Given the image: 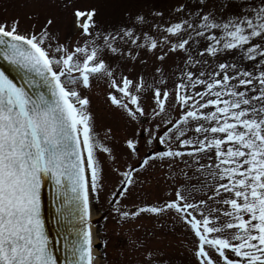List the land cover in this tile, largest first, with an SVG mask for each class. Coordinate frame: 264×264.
Listing matches in <instances>:
<instances>
[{
  "label": "snow or ice",
  "instance_id": "6c2138e0",
  "mask_svg": "<svg viewBox=\"0 0 264 264\" xmlns=\"http://www.w3.org/2000/svg\"><path fill=\"white\" fill-rule=\"evenodd\" d=\"M174 12L178 21L155 24L154 36L135 26L105 29L95 8H75L79 36L64 42L52 31L55 17L24 31L19 19L0 21V264H60L43 213L46 187L56 205L55 242L63 238L64 264H95L92 209L104 187L99 156L116 160L114 147L96 133L84 94L99 79L111 106L139 129L126 139L127 149L138 154L141 143L154 142L166 148H153L138 168L113 169L121 178L112 201L119 222L172 214L194 236L195 264H264V0H195L194 9L184 0ZM135 22L147 20L137 15ZM143 49L159 51V80L133 68L121 71L108 58L146 64ZM170 54L185 57L171 89L163 68ZM149 92L153 119L165 120L163 135L160 124L154 132L140 123ZM170 110L177 119L166 118ZM177 158L186 169L195 166L197 183L182 169L172 177L174 198L121 206L136 174ZM156 256L163 253L148 250L144 264H171Z\"/></svg>",
  "mask_w": 264,
  "mask_h": 264
},
{
  "label": "rangeland",
  "instance_id": "374dc122",
  "mask_svg": "<svg viewBox=\"0 0 264 264\" xmlns=\"http://www.w3.org/2000/svg\"><path fill=\"white\" fill-rule=\"evenodd\" d=\"M69 0H0V21L19 19L21 30H30L35 24L37 29L44 23L45 17H55L56 24L52 31L58 32L61 42L66 39L75 40L79 36V31L75 28L74 17L72 15L75 8L90 10L95 8L97 16L95 19L105 29H112L119 26H135L137 32H148L150 35H158L154 25L159 23L162 27L167 26L169 21L177 22L179 17L175 14L174 8L184 0H70V6L64 7ZM189 8H195V0H189ZM163 12V18L155 17L153 12ZM144 15L146 24H136L135 17ZM38 17V18H37ZM156 55L141 50V58L147 61L141 64L139 60L135 63L123 62L118 56H109L113 67L120 65L121 71L133 68L135 73H143L146 78L155 76V68L160 65ZM183 54H170L164 61L165 79L169 81V89L174 87L173 80L178 82L180 75L179 68L183 67ZM223 59V57L221 58ZM231 59V57H228ZM199 90V89H198ZM109 89L103 79L94 80L90 91H85V95L91 100V111L96 118V133L99 139L110 147H114L116 160L107 158L106 153H101L100 163L102 168L101 178L104 187L101 190L100 202L92 209L93 229L97 241L94 248L98 264H144L145 253L152 250L159 251L163 256H156L157 260L167 259L171 264H195V258L190 251L191 242L194 236L190 230L178 220L172 219V214L157 218L153 214H142L135 220L119 222V215L115 211L116 204L113 203L114 190L120 187L121 179L114 171L119 168L125 171L128 166L139 167L143 157L154 154L155 151L166 150L165 145L154 142L153 145L141 143L138 146V154H133L125 145L127 138H130L134 131H138L135 124H129L125 116L107 101ZM142 103L145 107L146 115L141 118L140 123L144 128H152L155 132L156 124H160L163 135L165 120L161 118L153 119L151 109L154 102L151 92L147 93ZM166 118L177 119L178 113L170 110L165 114ZM170 127V125H169ZM111 128V139L105 140V133ZM172 146L176 147L173 139ZM184 159H188L185 157ZM172 163V168H169ZM189 163L191 161L189 160ZM193 169H186L184 163L177 158L175 162L168 160L155 161L146 170H141L135 175V184L127 193V198L121 202L122 207L132 208L134 206L151 205L163 203L174 198V190L178 185L172 177L176 176L182 169L188 171L193 176L191 183H197V175ZM183 177H179V182L183 183ZM202 179V178H201ZM207 191V189H205ZM200 199L203 193H195ZM118 198V197H117ZM163 225V226H161ZM107 241V245L103 243Z\"/></svg>",
  "mask_w": 264,
  "mask_h": 264
},
{
  "label": "water",
  "instance_id": "95a60500",
  "mask_svg": "<svg viewBox=\"0 0 264 264\" xmlns=\"http://www.w3.org/2000/svg\"><path fill=\"white\" fill-rule=\"evenodd\" d=\"M0 63H4L0 60ZM55 207L56 205L53 203L51 199V190L50 187H46L43 193V213L46 220V227L50 231V238L54 241V248L57 256L60 258V264H64L65 259V250L63 248V238L60 237V243H56L57 239V228L58 225L56 223L55 217Z\"/></svg>",
  "mask_w": 264,
  "mask_h": 264
},
{
  "label": "bare ground",
  "instance_id": "6f19581e",
  "mask_svg": "<svg viewBox=\"0 0 264 264\" xmlns=\"http://www.w3.org/2000/svg\"><path fill=\"white\" fill-rule=\"evenodd\" d=\"M94 216H92V218H93ZM92 228H93V226H92ZM93 233H94V229H93ZM97 241V238H96V236H95V233H94V244H95V242ZM94 256L97 254V251H96V249L94 248ZM95 264H98L97 263V261H96V259H95Z\"/></svg>",
  "mask_w": 264,
  "mask_h": 264
}]
</instances>
